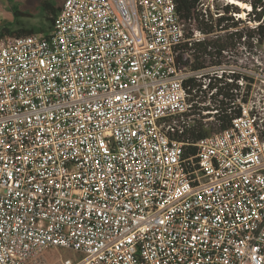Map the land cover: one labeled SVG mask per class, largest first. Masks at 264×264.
I'll list each match as a JSON object with an SVG mask.
<instances>
[{"label":"built area","instance_id":"2783aa9c","mask_svg":"<svg viewBox=\"0 0 264 264\" xmlns=\"http://www.w3.org/2000/svg\"><path fill=\"white\" fill-rule=\"evenodd\" d=\"M192 31L175 0H64L49 32L0 42V264H264V95L183 64ZM224 71L242 114L185 157L188 81L211 96Z\"/></svg>","mask_w":264,"mask_h":264},{"label":"trees","instance_id":"16d2710c","mask_svg":"<svg viewBox=\"0 0 264 264\" xmlns=\"http://www.w3.org/2000/svg\"><path fill=\"white\" fill-rule=\"evenodd\" d=\"M248 3L252 9L248 12L250 20L257 22L255 27H248L246 29L239 27V18L237 19L234 13H240V9L235 4H226L221 7L224 14L215 17L210 7H200L201 0H175L176 9L181 19L187 24L188 35L193 33L192 27L201 30L207 34L206 38L200 41H195L192 46L188 43L184 44V52L189 56L184 59L180 58L183 64H190L193 69H200L206 66H221L225 63L224 58L226 53L233 52L242 44L250 48L264 45V0H241ZM64 3V2H63ZM63 5V4H62ZM57 6L49 0H43L42 6L46 12V18L49 21L48 29L45 26H36L31 28L21 27L19 29H12L8 26L0 28V42L6 41L9 38H17L24 35L47 33L52 30L56 17L62 7ZM15 16H31L28 11L16 9ZM189 25V27H188ZM234 31H230L231 29ZM212 36V37H210ZM245 37V42L243 38ZM241 78V74L237 71H224L222 76L214 75L210 80V90L214 89V93L209 96V91L203 89L202 82L195 79H189L194 87H197L193 98L201 105L196 107L195 113L201 114L205 110H217L214 117L217 120V130L226 129L231 126L233 118L242 114L241 107L234 108L231 104L238 97L235 90L240 89L237 80ZM247 79L246 93L241 97L243 102L249 100L255 77L246 76ZM231 79V80H230ZM210 100V104L208 103ZM207 123L198 120L191 126H185L183 133H177L180 141H184V155L185 157L194 156L197 153L196 143L211 133L208 130Z\"/></svg>","mask_w":264,"mask_h":264},{"label":"rangeland","instance_id":"374dc122","mask_svg":"<svg viewBox=\"0 0 264 264\" xmlns=\"http://www.w3.org/2000/svg\"><path fill=\"white\" fill-rule=\"evenodd\" d=\"M43 0H0V28L3 26H8L12 29H19L21 27L31 28L36 26H45L48 29L49 21L46 18V12L42 6ZM55 3L57 6L63 4L64 0H49ZM215 9L217 12L224 14V10L221 8L229 3L228 0H214ZM248 4V3H247ZM239 7V6H238ZM20 9L22 11H28L31 13V16H15L14 11ZM240 13L245 12L246 15L241 17L237 13V16L242 22L240 26L244 29L248 27H255L257 22L250 20L248 16L249 9L239 7ZM215 16V15H214ZM189 27V25H188ZM231 29L230 31H234ZM212 37V36H210ZM13 38H9L4 43L10 42ZM243 42L246 40L243 39ZM250 48L245 44L239 46L238 49L233 52H227L224 61L226 65L225 68L235 69L237 71H242L244 75H249L255 77V84L252 86V100L257 101L262 99L264 95V72H261L258 67H264V45ZM231 72V71H228ZM212 114L201 113V117L196 116V120H192V123L200 120L204 124L207 123L208 130L211 133L218 131L217 122L214 118L204 119ZM74 255L73 251L66 248L50 249L37 257V264H59V261L62 257H72Z\"/></svg>","mask_w":264,"mask_h":264},{"label":"bare ground","instance_id":"6f19581e","mask_svg":"<svg viewBox=\"0 0 264 264\" xmlns=\"http://www.w3.org/2000/svg\"><path fill=\"white\" fill-rule=\"evenodd\" d=\"M228 1H229V3H233V4H235V5L239 6V7H242V8H245V9H251V6L249 4H247L245 2H242L240 0H228ZM239 15L241 17H244L246 15V13L242 12Z\"/></svg>","mask_w":264,"mask_h":264},{"label":"water","instance_id":"95a60500","mask_svg":"<svg viewBox=\"0 0 264 264\" xmlns=\"http://www.w3.org/2000/svg\"><path fill=\"white\" fill-rule=\"evenodd\" d=\"M241 1V0H240Z\"/></svg>","mask_w":264,"mask_h":264}]
</instances>
